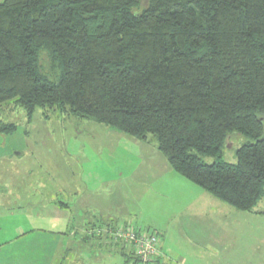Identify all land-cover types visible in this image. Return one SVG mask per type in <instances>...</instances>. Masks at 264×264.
I'll return each mask as SVG.
<instances>
[{
  "label": "trees",
  "instance_id": "16d2710c",
  "mask_svg": "<svg viewBox=\"0 0 264 264\" xmlns=\"http://www.w3.org/2000/svg\"><path fill=\"white\" fill-rule=\"evenodd\" d=\"M8 103L27 121L42 109L151 135L173 170L253 212L264 193V0H2L0 107ZM15 129L0 121V133ZM233 133L246 140L228 163ZM121 225L142 231L93 221L79 240L104 248L96 240ZM109 244L124 264H142L130 245Z\"/></svg>",
  "mask_w": 264,
  "mask_h": 264
},
{
  "label": "rangeland",
  "instance_id": "374dc122",
  "mask_svg": "<svg viewBox=\"0 0 264 264\" xmlns=\"http://www.w3.org/2000/svg\"><path fill=\"white\" fill-rule=\"evenodd\" d=\"M46 58L41 52L43 67ZM42 114L37 109L27 121L14 104L0 107V121L16 125L12 133H0V243L12 238L17 227L63 231L69 244L76 242L80 236L68 234L79 224L88 226L95 213L89 208L82 213L75 188H84L79 197L85 200L105 187L109 194L100 195L113 211L109 223L120 225L125 218L146 233L160 234L162 251L172 260L177 255L185 264H264V193L253 212L237 210L173 170L156 153L151 135L141 141L93 121L60 112ZM245 140L231 134L221 160L236 163L235 152ZM214 160L204 158L206 163ZM183 184L208 197L200 201L204 211L198 217L179 213L183 206L175 205L180 193L174 187ZM61 202L67 206L60 207ZM96 241L104 248H93L94 264H124L109 248L113 237ZM72 261L75 257L66 254L61 263Z\"/></svg>",
  "mask_w": 264,
  "mask_h": 264
},
{
  "label": "crops",
  "instance_id": "0c3cea01",
  "mask_svg": "<svg viewBox=\"0 0 264 264\" xmlns=\"http://www.w3.org/2000/svg\"><path fill=\"white\" fill-rule=\"evenodd\" d=\"M158 153V150L155 148ZM178 189L179 193L177 195V200H175L177 203L175 205H182L183 209H180L179 213H194L196 217H198L203 211L204 208L200 205V201L206 200L202 197V191L196 190L195 188H192L188 184H183L178 187H174V189ZM75 189L77 194V201H78V208L81 209L82 213L85 212L84 210L90 209L91 211L94 210L95 216H91L93 221L96 222H105L109 223L110 218H112L110 213L113 211L110 209H107L106 200L102 199L103 195L100 194H109V190H105V187L103 188V191L100 192V194L97 195H91L87 194L88 198L85 200H81V197L83 196V187L77 186ZM80 189V190H78ZM193 193V196L188 193ZM201 191V192H199ZM204 191V190H203ZM204 193V192H203ZM97 197L95 200L93 198ZM210 199V198H209ZM197 203V204H196ZM88 204V205H87ZM194 204H196L194 207H192ZM76 206V204H75ZM88 206V207H86ZM107 209V210H104ZM13 211V210H12ZM84 221V219H81ZM92 221V222H93ZM122 223H129L125 221L124 219H119ZM85 224H79L77 227H75V230H71L70 234H68V237L70 236L72 239L73 237L78 236H85L84 235V228ZM139 228V227H138ZM148 230V229H147ZM65 232L63 231H53V230H45V229H24L23 227H17L15 229L14 235L12 238H9L3 242L0 243V264H63L61 263V260H65V255L72 257V255L75 257V262L72 261L71 264H94L93 261H97V257H95L94 253L97 246H95V243H92L91 241L86 242V244H83L81 240H76V242H73L72 244L70 241H68V238L65 237ZM75 240V239H74ZM161 235L158 234V243L157 247L160 253L159 261L162 264H185L183 260L179 257H175V259H171L172 255H168L163 253L162 251V243H161ZM76 243L77 245L74 246L73 244ZM76 248V249H75ZM93 248L95 250L93 251ZM102 248V247H99ZM75 250L78 251V254H73ZM86 251L91 254L92 259L89 257V255L86 254ZM117 252V251H116ZM70 254V255H69ZM119 254L121 255L120 251ZM78 257V259H76ZM124 262V260H123Z\"/></svg>",
  "mask_w": 264,
  "mask_h": 264
},
{
  "label": "built area",
  "instance_id": "2783aa9c",
  "mask_svg": "<svg viewBox=\"0 0 264 264\" xmlns=\"http://www.w3.org/2000/svg\"><path fill=\"white\" fill-rule=\"evenodd\" d=\"M111 234L116 242L133 247L136 255L142 259V264H150L151 257L158 254L156 233L135 231L128 226L121 225L111 231Z\"/></svg>",
  "mask_w": 264,
  "mask_h": 264
}]
</instances>
